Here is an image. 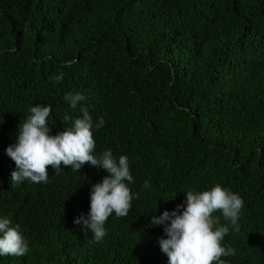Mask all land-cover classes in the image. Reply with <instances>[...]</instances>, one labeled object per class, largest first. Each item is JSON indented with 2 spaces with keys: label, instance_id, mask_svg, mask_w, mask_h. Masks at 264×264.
<instances>
[{
  "label": "trees",
  "instance_id": "obj_1",
  "mask_svg": "<svg viewBox=\"0 0 264 264\" xmlns=\"http://www.w3.org/2000/svg\"><path fill=\"white\" fill-rule=\"evenodd\" d=\"M77 92L71 109L65 95ZM38 105L52 109L50 135L86 107L94 155L128 157L132 207L109 217L101 242L74 221L103 168L49 166L46 184H11L6 150ZM216 184L244 201L239 231L213 214L235 250L222 259L264 264V0H0V219L29 248L0 264H168L151 217L182 214L188 191Z\"/></svg>",
  "mask_w": 264,
  "mask_h": 264
},
{
  "label": "clouds",
  "instance_id": "obj_2",
  "mask_svg": "<svg viewBox=\"0 0 264 264\" xmlns=\"http://www.w3.org/2000/svg\"><path fill=\"white\" fill-rule=\"evenodd\" d=\"M74 62L66 63L70 66ZM63 77L64 73H60L51 77L50 81L61 82ZM65 100L71 109H76L85 97L78 92L69 93L65 95ZM80 111L82 117L74 120L65 114L63 120L72 121L71 126L57 135H50L48 118L51 107H31V115L19 125L17 143L6 150L18 169L11 173L10 180L13 186L23 181L46 184L49 166L56 174L61 171V165L71 167L72 171H80L86 164L103 168L108 175L91 189L89 215L74 221L77 225L82 223L84 230H90L94 240L101 242L107 234L105 224L113 213L118 218L128 216L134 198L129 184L134 179L126 155H121L118 161L111 150L103 151L99 156L94 155L96 141L92 130L93 120L86 107ZM104 123L101 117L96 128L103 127ZM149 186L150 182L145 181L144 188ZM182 207L178 205L177 210L164 211L161 216L151 217L150 226L164 225L167 239L161 238L159 244L168 257V264H226L222 257L235 255V250L222 246L229 227L220 226L214 230L218 218L213 214L222 213L234 230L239 231L238 220L244 207L243 199L216 184L208 191H188L186 208L180 214ZM0 234V256L21 257L29 251L19 226L12 227L8 218L0 219Z\"/></svg>",
  "mask_w": 264,
  "mask_h": 264
},
{
  "label": "rangeland",
  "instance_id": "obj_3",
  "mask_svg": "<svg viewBox=\"0 0 264 264\" xmlns=\"http://www.w3.org/2000/svg\"><path fill=\"white\" fill-rule=\"evenodd\" d=\"M207 56H208V58H210V52H208V55Z\"/></svg>",
  "mask_w": 264,
  "mask_h": 264
}]
</instances>
